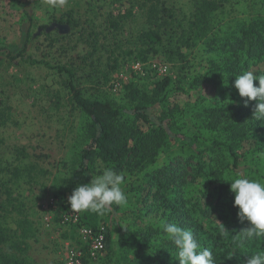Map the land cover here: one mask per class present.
<instances>
[{
	"label": "rangeland",
	"instance_id": "obj_1",
	"mask_svg": "<svg viewBox=\"0 0 264 264\" xmlns=\"http://www.w3.org/2000/svg\"><path fill=\"white\" fill-rule=\"evenodd\" d=\"M165 2L173 17L169 18L172 27L164 32V45L171 29L183 37L182 29L201 0ZM241 2L229 0L227 10L213 17L210 27L218 30L221 25L231 32L237 23L249 22L258 14L264 21V0H250L249 7ZM143 5L144 0H0V202H7L9 208L2 213V223L12 230L11 235L19 236L25 230L29 244L26 256L32 264H67L76 251L88 264H179L175 246L163 233L161 223H177L165 199L176 204V198L182 202L184 196L199 197L201 185L206 183L192 176V167L185 163L190 154L203 153L205 160L220 162V168L226 169L223 189L207 185L206 195L199 197L209 217L197 214L201 221L224 230L245 222L237 216L229 182L240 176L264 181L262 135L243 140L237 148L239 166L231 169L224 150L213 145L223 135L222 124L221 130H211L204 123L203 109L208 107L223 110L227 114L225 122L235 123L233 107L247 98L223 83L190 87L185 77V73L192 77L204 73L215 53H203L199 44L185 50L189 55L186 62L152 54L137 59V37L148 29ZM24 48L27 56L44 63L32 65L7 58V52L16 55ZM59 66L75 71L76 84L86 96L95 92L112 100L124 108L132 122L137 119L136 103L126 98L127 88L148 93L151 98L144 101L148 120L137 122L145 131L162 126L168 134L155 163L133 173L123 172L125 205L114 204L102 216L79 211L77 224L68 197L77 185L90 183L105 166L98 164L95 173L80 172V152L87 142L90 119L74 107L64 78L57 71ZM259 70L264 71V63L245 66V71L254 74ZM165 77L172 84L156 98V83ZM152 100L156 102L149 104ZM248 103L254 106L256 101ZM249 113L253 115L251 110ZM242 117L246 119L247 111ZM170 118L176 119L175 124ZM161 119L165 120L163 124ZM175 134L185 136L181 139ZM192 138L197 145L191 148ZM170 166L181 176L174 190L164 186ZM155 171L162 184H150ZM10 198L16 201L10 203ZM88 217L100 224L96 228L85 225L91 221ZM104 225L112 237L110 250L97 257L88 256L89 240L82 228L96 232ZM120 235L124 245L118 242Z\"/></svg>",
	"mask_w": 264,
	"mask_h": 264
},
{
	"label": "trees",
	"instance_id": "obj_2",
	"mask_svg": "<svg viewBox=\"0 0 264 264\" xmlns=\"http://www.w3.org/2000/svg\"><path fill=\"white\" fill-rule=\"evenodd\" d=\"M239 1H242L240 5L249 7L250 0ZM228 2L229 0H201V2L196 3L197 6L191 14L187 27L182 29L184 31L183 37L178 36L176 29H171V36L164 45V32L172 27L169 18H172L173 15L168 10L165 0H144L143 12L148 29L142 31L137 37L139 44L136 49L138 52L137 59L143 58L144 60L145 55L152 54L154 56L162 55L169 61L186 62L189 55L185 50H193L202 44L201 51L203 53L213 52L216 56L208 62L206 72H198L196 77L185 73L188 82H191L190 87L198 88L211 82V84L215 83L218 86L223 83L226 88L232 89L235 77L245 72V66L264 63V21L258 14L251 16L252 19L248 20L249 22L237 23V28L231 32L221 25L218 30H214L212 26L210 27L212 19L227 10ZM29 33L30 30L28 37ZM206 46L209 48L208 51ZM6 56L11 61L20 60L32 65L44 63L27 56L26 48L16 55L7 52ZM57 71L64 78V84L70 91L74 107L90 119L87 142L80 152L81 173H95L99 164L100 166L111 167L123 175L125 171L133 173L156 162L157 157L163 152L167 144L168 134L162 126L145 131L137 122L141 118L148 120L145 113L148 105H144V101L147 102L151 98L148 93L141 92L138 88H127L126 98L130 102L136 103L134 111L137 119L132 122L125 114L124 108L117 106L112 100L97 96L95 92L91 96H86L76 84L74 70L67 66H59ZM255 75H264V71L259 70ZM255 82L258 86V82ZM171 84L172 81L168 77L157 82L154 93L156 98L160 97V95H156L158 92H165ZM155 102L152 100L149 101V104ZM255 105L252 104L251 106L250 103H247L245 106V103L242 102L238 107H233L232 113L234 111L237 113L233 124L225 122L224 116L227 114L223 110L210 107L203 109L206 127L211 130H221L220 125L223 126V135L219 136L213 145L221 152L224 150L222 153H225L230 159L231 166L229 168L231 169L239 166L240 155L238 154L240 150L237 148L244 142L243 140L249 136L262 135L264 137V120L257 121L249 113L250 110L252 113L254 112ZM246 111L247 117L245 119L242 117V113ZM170 120L171 123L175 124V118H170ZM164 121L161 119L160 123L163 124ZM175 135L176 137L180 136L181 139L185 136ZM192 139L193 141L189 142L191 148L194 144L197 145L196 138ZM203 157L204 154L198 152L194 155L190 154L185 160V163L193 169L192 176L202 178V183L206 182L201 185L199 197L206 195L207 185H214L215 188L223 189L222 184L225 182H223L222 176H224L226 169L220 168L221 163L211 159L205 160ZM216 164L217 166H215ZM171 166L169 167L170 176L167 175L164 178V186L176 188L174 184L181 179V176L180 173L171 171L173 168ZM218 167L220 170L216 169ZM166 173L167 169L165 168L164 176ZM157 176L158 172L155 171L152 182H150L151 185L163 183V179H157ZM199 197L191 198L189 196L187 198L184 196L182 202L176 198V204L165 199V206L171 210L170 216L179 225L183 228L188 227L194 233L201 249L206 248L212 252L214 264H246L249 256L264 253V237L242 241L240 232L249 227L247 221L243 225L238 224L237 227H229L226 230L212 223L201 221L197 214L208 218L209 211L201 207ZM14 201H16L15 198H10V203ZM7 204V202H0V264H32L26 256L29 244L25 230H21L19 236L17 234L11 235L12 230L6 228L2 223L4 217L2 213L9 209ZM11 205H15V203ZM184 207L189 209L183 210ZM11 209L13 210V208ZM88 218L91 221L85 225L96 228L100 224L97 223V219ZM104 227L106 229L105 252L110 250L112 237L108 227L105 225ZM118 242L120 245L125 244L123 235H120ZM83 262L88 264L85 256Z\"/></svg>",
	"mask_w": 264,
	"mask_h": 264
},
{
	"label": "clouds",
	"instance_id": "obj_3",
	"mask_svg": "<svg viewBox=\"0 0 264 264\" xmlns=\"http://www.w3.org/2000/svg\"><path fill=\"white\" fill-rule=\"evenodd\" d=\"M258 81V86L254 82ZM233 87L241 98L256 101L253 117L264 120V75H255L245 71L235 77ZM124 176L111 167H104L92 177L90 183L77 185L68 197L67 203L74 211H92L104 215L112 205L122 206L127 203L122 185ZM234 195L233 206L238 209L241 222L247 221L249 227L240 232L243 240L264 237V181L244 176L229 182ZM161 228L167 239L175 246L179 264H214L213 254L209 249H201L194 233L182 228L177 223L162 221ZM246 264H264V253L249 256Z\"/></svg>",
	"mask_w": 264,
	"mask_h": 264
},
{
	"label": "built area",
	"instance_id": "obj_4",
	"mask_svg": "<svg viewBox=\"0 0 264 264\" xmlns=\"http://www.w3.org/2000/svg\"><path fill=\"white\" fill-rule=\"evenodd\" d=\"M72 217L74 218L75 224H77L80 217L78 211L72 212ZM66 220L67 222H70L68 221V219ZM81 231L84 237L89 240V251L91 257H97L101 255L105 249V227L102 226L96 232L90 227H84ZM67 264H84L82 253L80 251L72 253L68 259Z\"/></svg>",
	"mask_w": 264,
	"mask_h": 264
}]
</instances>
